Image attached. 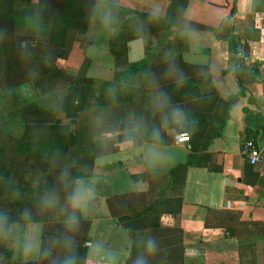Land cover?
<instances>
[{"label": "crops", "instance_id": "crops-1", "mask_svg": "<svg viewBox=\"0 0 264 264\" xmlns=\"http://www.w3.org/2000/svg\"><path fill=\"white\" fill-rule=\"evenodd\" d=\"M107 1L103 18L95 23V0L89 27L97 32L107 62L91 56L93 34L85 53L98 63L96 85L113 84L117 72L132 64L149 61V67L159 66L154 73L130 74L125 82L131 94L133 138L122 143L119 152L102 156L99 166L95 162L92 178L74 183L91 192L87 211L79 212L90 225L85 264H113L111 257L114 264L134 263L133 248L138 256L145 254L149 237H155L157 245L169 242L170 250L176 247L178 252L197 246L205 264H264V0ZM111 6L164 17L169 24L166 32L127 42L124 70L117 68L108 46L113 32L105 17ZM54 70L77 75L67 66ZM181 74L197 84L186 87L189 91L182 96L175 85ZM205 74L208 84H202ZM186 103L188 110L177 108ZM186 111L199 115L206 127L203 137L214 133L206 149L176 142ZM247 139L262 151L258 165L249 164L241 153ZM187 161L190 164L176 172V182L170 184L169 173ZM38 254L37 248L29 260L24 248L17 258L28 263Z\"/></svg>", "mask_w": 264, "mask_h": 264}, {"label": "trees", "instance_id": "trees-1", "mask_svg": "<svg viewBox=\"0 0 264 264\" xmlns=\"http://www.w3.org/2000/svg\"><path fill=\"white\" fill-rule=\"evenodd\" d=\"M94 7L95 0H37L35 3L31 0H0V90L30 88L32 92L28 95H17L24 105V114L46 118L61 115L68 121L63 123L61 119H55L53 122L25 123L20 133L12 139L14 157L23 158L30 178L33 177L32 173L37 172L36 184L30 180H20L19 183L12 181L15 173L13 162L3 156V146L0 144V207L11 205L16 209L28 204L41 213L27 221L12 219L11 223H43L39 249L49 250V255L43 257L39 252L37 260L33 262L24 263L19 258V264H62L65 257L72 258L74 264H85L87 249L84 240L90 225L77 212L78 224L70 230L67 220L72 209L69 199H64L72 193L75 181L94 176L97 158L116 153L122 143L133 138L135 125L129 100L131 94L125 82L130 74L154 73L156 70V64L148 66L149 61L132 64L125 71L117 72L113 84H101L103 88L99 89V94L95 93L96 81L89 73L93 74L97 63L87 57L83 60L74 58L72 54L77 35L89 31ZM109 15V26L113 33L108 46L117 68L124 64L122 57L127 42L169 29L166 19L154 14L111 6ZM59 61L77 70L74 79L50 68ZM181 76L182 79L177 78L178 83H175L176 93L180 96L189 91L186 87L196 84L195 80L186 82L185 75ZM59 78L68 81L67 86L64 80V92L61 93H58L60 88L56 85ZM208 83L210 77L205 74L202 84ZM113 85L124 90L126 96L123 99L111 100L104 91L105 86ZM165 93H168V89ZM180 107L188 110L189 104L178 105L177 108ZM202 126L199 115L186 111V122L180 133L188 134L189 143L206 149L214 133L209 131L203 137L202 130L206 127ZM189 164L190 161H187L172 169L169 173L170 184L176 182L173 178L175 173L185 170ZM52 192H55L58 200L55 207L48 208L41 201ZM164 194L165 191L162 192ZM165 201L167 199L161 198V202ZM68 237L72 238L71 247L65 245ZM165 244L157 245L153 255L142 254L146 255L148 264H168L172 260H176L177 264H205V254L201 248L184 246L178 252L176 247L170 250L169 242ZM138 251L133 248L131 260L138 257L135 255ZM11 254L10 250H2L0 258L7 260L6 264H11Z\"/></svg>", "mask_w": 264, "mask_h": 264}, {"label": "rangeland", "instance_id": "rangeland-1", "mask_svg": "<svg viewBox=\"0 0 264 264\" xmlns=\"http://www.w3.org/2000/svg\"><path fill=\"white\" fill-rule=\"evenodd\" d=\"M107 2H108L107 0H98L97 11L99 13L94 17L93 22L96 23L103 18L102 14L105 8L107 9V6H108ZM90 33L87 32L86 34H83V35H77V38L75 41L76 45H74L72 48V54L74 53L73 57L83 60V58L85 57V53H88L90 51L89 47H91L90 46L91 43L88 41V39H91L90 41H92V34H93L94 41H93V48H91V51H90L91 56H93L94 58L101 56L102 60L101 61L99 60V61L105 64L107 62V60L105 59L106 57L100 53L103 47L100 44L101 42L97 41L98 39L100 40V38L98 37L96 31L94 33V31L91 30ZM92 58L88 57V59L93 60L94 58L93 59ZM77 64L79 65V63ZM80 64H81V61H80ZM66 66L67 65L63 61H59L57 62L56 66H51L50 68L54 70L55 68L57 69H60L62 67L66 68ZM97 68H98V63H97ZM97 68L94 70V72H92L93 74L89 73L90 75H93L94 79L97 75L96 73ZM121 70H124L123 66ZM61 71L62 70H60V72ZM63 72H65V70H63ZM101 72L102 71H99L100 76L104 75V73L103 72L101 73ZM63 74H66V73H63ZM75 77L76 75L74 77L71 76V79H74ZM64 80L63 78H59L58 81L56 82L57 87L60 88L58 89L59 90L58 93L64 92V87H65ZM66 85L68 86V81H66ZM102 88H103L102 86L96 85L94 88L95 93L99 94L100 92L99 89H102ZM104 88H105L104 91L107 92L111 100L112 99L121 100L126 96V93H124V90H122V88H120L117 85L105 86ZM30 92H32V89L30 88L14 89L13 91L11 90L1 91L0 90V144L3 146V156L13 162L15 173L12 177V181L14 183H19L20 180L25 181V182L26 180L28 181L30 180V182L34 181L35 184L38 182V179L36 177L37 172H34V175L32 173L33 177L30 178L31 174L30 175L28 174L29 169L27 168V165L25 166L23 164V158L21 157L17 158V157H14L13 155V151H12L13 140L12 139L15 138L20 133L22 126L25 123L35 124V123H40V122H53L55 119H61L63 123L64 122L68 123V121L65 120L64 117L61 115L58 116L57 118H46L41 115H35V114H30V113L24 114L22 112V108L24 105L23 103L19 101L17 95H20L21 97H23V96L28 95V93ZM147 96H149V98L153 97V95L151 94H148ZM119 150L117 152H119ZM100 158L102 157L97 158L95 161L97 166H99V163L102 161L100 160ZM95 171H96V168L94 169V172ZM77 186H78L77 184L74 185L73 190ZM68 197L69 196L65 197L64 201H67ZM4 204H6V201H4ZM20 209L21 211H19ZM25 210H28L31 213V215L25 216L24 215ZM39 215H41V213H38V211L35 208H33V206L28 205V204L23 206V208L18 207L16 209L12 208L11 205L7 207L3 205L0 207V255H1L2 250H10L13 253L9 256V262L11 264H19L18 258H17L18 250L24 249L26 244H28L29 242H32L33 244L37 246L38 253H39V247L41 244L40 237L44 230L43 223L42 224L36 223V222L11 223L12 219L27 221L28 219L36 218ZM161 241L162 240H160L159 242ZM162 245H163L162 243L158 244V246H162ZM33 252L27 253L25 258H29V260H31L33 256ZM135 255L138 256V252L135 253ZM6 263H7V260H5L4 258H0V264H6ZM130 264H134V263L130 262Z\"/></svg>", "mask_w": 264, "mask_h": 264}, {"label": "clouds", "instance_id": "clouds-1", "mask_svg": "<svg viewBox=\"0 0 264 264\" xmlns=\"http://www.w3.org/2000/svg\"><path fill=\"white\" fill-rule=\"evenodd\" d=\"M110 20H111L110 16L105 17V23H109ZM180 78L182 79V76ZM165 99H166V97H165ZM153 135L156 138H159V131L155 130ZM189 139H190V137H189ZM90 198H91L90 190L85 188L82 185L77 186L73 190V192L70 194V196L68 197L69 202H70V207L72 209V213L67 220V225H68L70 230L74 229L78 224V219H77L76 213L80 212L83 214L87 211V202ZM57 200H58L57 195L55 194V192H52V193H49L46 196H44L42 198L41 203L48 208H53L56 206ZM24 215L30 216L31 213L28 210H25ZM65 245L67 247H71V245H72V238L71 237L66 238ZM36 248H37V246L35 244H33L32 242H29L25 246V251H26V253H31L34 250H36ZM156 250H157L156 238L155 237H149L145 242V253H146V255H153V254H155ZM39 252H40V255L42 257L49 255V250L45 249V248H40ZM146 255L138 256L136 258V260L134 261V264H148V261L146 259ZM110 259L113 261V264H114L115 258L111 257ZM62 264H74V261L70 257H65Z\"/></svg>", "mask_w": 264, "mask_h": 264}, {"label": "built area", "instance_id": "built-area-1", "mask_svg": "<svg viewBox=\"0 0 264 264\" xmlns=\"http://www.w3.org/2000/svg\"><path fill=\"white\" fill-rule=\"evenodd\" d=\"M176 142L179 144L189 143V136L187 133H180L176 137ZM241 153L243 157L251 165H258L262 161V151L258 143L254 140L247 139L241 145Z\"/></svg>", "mask_w": 264, "mask_h": 264}]
</instances>
